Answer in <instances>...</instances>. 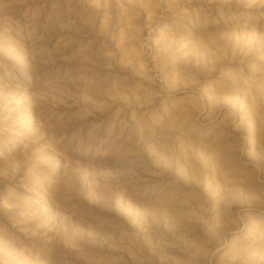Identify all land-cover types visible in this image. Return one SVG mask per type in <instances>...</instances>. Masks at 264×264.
<instances>
[{
    "label": "rangeland",
    "instance_id": "1",
    "mask_svg": "<svg viewBox=\"0 0 264 264\" xmlns=\"http://www.w3.org/2000/svg\"><path fill=\"white\" fill-rule=\"evenodd\" d=\"M0 264H264V0H0Z\"/></svg>",
    "mask_w": 264,
    "mask_h": 264
}]
</instances>
